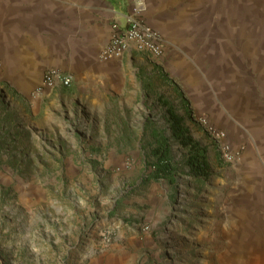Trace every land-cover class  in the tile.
Masks as SVG:
<instances>
[{
	"label": "rangeland",
	"instance_id": "obj_1",
	"mask_svg": "<svg viewBox=\"0 0 264 264\" xmlns=\"http://www.w3.org/2000/svg\"><path fill=\"white\" fill-rule=\"evenodd\" d=\"M10 73L0 60V264H260L228 233L226 205L238 154L250 137L264 136V123L245 121L255 111L229 129L192 109L197 127L183 131L208 161L207 176L196 177L191 147L169 114L176 97L166 89L179 86L166 73L165 81L149 82L144 97L125 89V113L116 105L105 121L80 112L69 122L44 98L34 101L41 80L21 82ZM256 83L264 106V81ZM201 117L214 130L198 123ZM122 118L131 128H115ZM162 142L173 172L152 179Z\"/></svg>",
	"mask_w": 264,
	"mask_h": 264
},
{
	"label": "crops",
	"instance_id": "obj_2",
	"mask_svg": "<svg viewBox=\"0 0 264 264\" xmlns=\"http://www.w3.org/2000/svg\"><path fill=\"white\" fill-rule=\"evenodd\" d=\"M261 3L146 0L143 17L161 36V56L131 46L121 56L103 58L111 34L126 26L132 0H0V60L4 71L21 82L40 81L47 68L71 73L69 86L33 98H44L46 107L67 122L80 112L105 121L107 109L116 105L125 113V89L144 97L149 82L165 81L166 73L179 86L166 90L176 97L173 112L182 128L197 127L189 117L192 109L223 120L229 129L255 111L252 121L245 118L254 128L264 123L256 83L264 81ZM117 121L125 124L115 128H131L130 118ZM236 139L243 143L246 138ZM247 142L249 148L238 154V168L229 174L234 181L226 201L232 208L228 233L240 239L244 254L264 264V136Z\"/></svg>",
	"mask_w": 264,
	"mask_h": 264
},
{
	"label": "built area",
	"instance_id": "obj_3",
	"mask_svg": "<svg viewBox=\"0 0 264 264\" xmlns=\"http://www.w3.org/2000/svg\"><path fill=\"white\" fill-rule=\"evenodd\" d=\"M145 1L132 0V9L126 15V26L111 34L101 52L103 58L121 56L131 46H135L140 51L148 52L155 58L161 56V36L143 17ZM72 81L73 75L71 73L55 67L47 68L43 72L40 84L34 90L33 95H41L45 90L52 89L56 86H69ZM197 121L198 123L202 122L206 125L207 129L214 130L212 124L205 117L198 118ZM217 135L224 136V133L217 132Z\"/></svg>",
	"mask_w": 264,
	"mask_h": 264
},
{
	"label": "trees",
	"instance_id": "obj_4",
	"mask_svg": "<svg viewBox=\"0 0 264 264\" xmlns=\"http://www.w3.org/2000/svg\"><path fill=\"white\" fill-rule=\"evenodd\" d=\"M169 114L172 118L175 127L177 130H180V136L185 145L191 147L192 155L189 156L188 164L191 165L192 169L195 172V176H207L208 170V161L205 154V150L200 148L195 142L192 141L191 137L188 135V132L183 131L180 124V118L174 114L173 111L169 110ZM159 145L158 148L154 151L155 161L153 162L154 170L150 175L152 179H158L162 176H165L167 173L173 172V166L170 162L169 150L165 142Z\"/></svg>",
	"mask_w": 264,
	"mask_h": 264
}]
</instances>
